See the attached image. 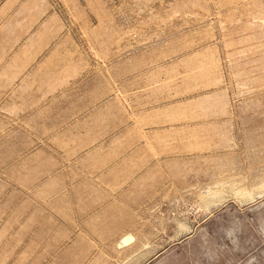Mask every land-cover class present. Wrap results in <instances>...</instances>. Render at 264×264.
I'll return each mask as SVG.
<instances>
[{"label": "rangeland", "instance_id": "obj_1", "mask_svg": "<svg viewBox=\"0 0 264 264\" xmlns=\"http://www.w3.org/2000/svg\"><path fill=\"white\" fill-rule=\"evenodd\" d=\"M77 15L70 42L38 60L78 63L54 76L119 77L129 91L157 76L204 107L174 124L187 140L164 180L114 214L48 187L72 157L57 94L1 97L0 264H264V0H92Z\"/></svg>", "mask_w": 264, "mask_h": 264}, {"label": "crops", "instance_id": "obj_2", "mask_svg": "<svg viewBox=\"0 0 264 264\" xmlns=\"http://www.w3.org/2000/svg\"><path fill=\"white\" fill-rule=\"evenodd\" d=\"M87 3L92 6V0H0V94H5L0 98L30 101L57 94L54 99L62 102L52 112L54 124L68 132L69 142L62 145L72 157L68 175L53 172L48 187L93 204L92 211L118 214L125 210V196L149 195L156 181L164 180L174 140L178 145L187 140L174 124L188 121L190 106L204 107L205 101L173 99L171 85L157 76L133 77L131 91L119 77L110 88L109 77L102 75L54 76L53 68L78 63H39L40 55L56 40L70 42L68 23L78 11L86 19ZM143 80L150 83L144 91L136 88ZM102 204L109 207H97Z\"/></svg>", "mask_w": 264, "mask_h": 264}]
</instances>
